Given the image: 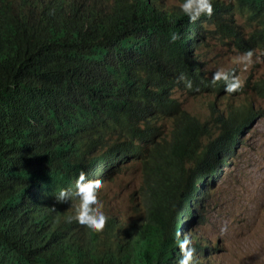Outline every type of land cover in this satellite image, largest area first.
Masks as SVG:
<instances>
[{
    "label": "trees",
    "instance_id": "16d2710c",
    "mask_svg": "<svg viewBox=\"0 0 264 264\" xmlns=\"http://www.w3.org/2000/svg\"><path fill=\"white\" fill-rule=\"evenodd\" d=\"M246 1L264 48V0ZM179 5L0 0V264H177V233L218 264L187 219L259 110L211 84L197 53L209 17ZM129 160L144 179L126 201L111 182ZM81 171L103 182L101 233L55 201Z\"/></svg>",
    "mask_w": 264,
    "mask_h": 264
},
{
    "label": "rangeland",
    "instance_id": "374dc122",
    "mask_svg": "<svg viewBox=\"0 0 264 264\" xmlns=\"http://www.w3.org/2000/svg\"><path fill=\"white\" fill-rule=\"evenodd\" d=\"M179 5L183 0H166ZM216 5L210 18L203 20V42L197 48L207 74L223 68L235 72L242 88L232 93L236 105L248 97L259 114L240 142L231 152L228 162H220L219 173L206 182V196L196 198L195 217L187 219L188 230L208 240L205 249L210 260L218 264H264V48L260 23L246 0H212ZM253 50L260 62L246 71L234 63L237 56ZM176 95L185 102L181 89ZM113 191L129 201L131 193L141 185L144 175L137 161L129 160L118 168ZM110 182V180H109ZM125 201V202H126ZM227 225V232L221 227Z\"/></svg>",
    "mask_w": 264,
    "mask_h": 264
},
{
    "label": "clouds",
    "instance_id": "9594fccd",
    "mask_svg": "<svg viewBox=\"0 0 264 264\" xmlns=\"http://www.w3.org/2000/svg\"><path fill=\"white\" fill-rule=\"evenodd\" d=\"M180 10L188 17L191 23H196L202 16L211 17L214 13L212 0H183L179 5ZM180 39L179 35L172 33L170 40L175 43ZM253 50H249L240 54L234 60V63L242 66L243 70H247L254 63L260 62V57L256 56ZM183 82L189 90L193 85L183 73L177 77V83ZM223 82L224 90L228 94L238 92L242 88V81L235 72L226 71L223 68H218L212 73L211 84ZM103 189V182L99 179L90 180L84 171L79 173L78 179L75 182V190L69 191L61 189L55 195V201L58 204L71 203L74 208V215L68 217V222L75 221L79 225L84 226L90 231L101 233L104 231L108 217L103 211V204L99 199V193ZM227 232V225L221 227V233ZM180 234L177 233V243L180 249V258L177 264H197L196 249L193 246V241L189 235H184L180 239Z\"/></svg>",
    "mask_w": 264,
    "mask_h": 264
},
{
    "label": "bare ground",
    "instance_id": "6f19581e",
    "mask_svg": "<svg viewBox=\"0 0 264 264\" xmlns=\"http://www.w3.org/2000/svg\"><path fill=\"white\" fill-rule=\"evenodd\" d=\"M141 147V146H140ZM90 151H92V150H90ZM90 171V170H89ZM104 179V178H103ZM101 180V179H100ZM104 181V180H103ZM64 187V186H63ZM72 190V189H71Z\"/></svg>",
    "mask_w": 264,
    "mask_h": 264
}]
</instances>
